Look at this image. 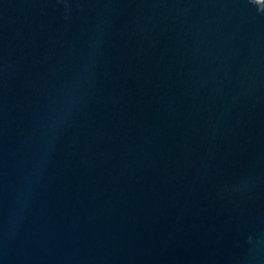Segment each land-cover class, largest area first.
I'll return each instance as SVG.
<instances>
[{"label":"water","instance_id":"1","mask_svg":"<svg viewBox=\"0 0 264 264\" xmlns=\"http://www.w3.org/2000/svg\"><path fill=\"white\" fill-rule=\"evenodd\" d=\"M0 264H264V4L0 0Z\"/></svg>","mask_w":264,"mask_h":264},{"label":"snow or ice","instance_id":"2","mask_svg":"<svg viewBox=\"0 0 264 264\" xmlns=\"http://www.w3.org/2000/svg\"><path fill=\"white\" fill-rule=\"evenodd\" d=\"M259 3L264 4V0H259Z\"/></svg>","mask_w":264,"mask_h":264}]
</instances>
